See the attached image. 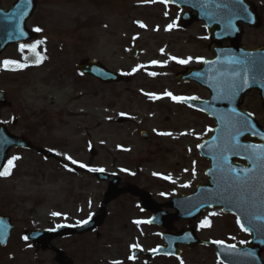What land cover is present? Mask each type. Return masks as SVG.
<instances>
[{"label": "rangeland", "instance_id": "obj_1", "mask_svg": "<svg viewBox=\"0 0 264 264\" xmlns=\"http://www.w3.org/2000/svg\"><path fill=\"white\" fill-rule=\"evenodd\" d=\"M14 1L4 0L3 7ZM168 6L164 0L41 1L28 25L33 31L42 29L36 32L38 40L27 44L37 45L35 54L27 46L23 52L16 46L3 54L1 63L12 60L27 67L3 65L0 70V89L13 105L0 113V122L13 134L53 154L54 160L42 157L38 149L10 152L9 160L19 159L11 174L0 178V215L10 216L15 230L9 246L0 247V264H57L53 252H35L25 232L76 225L94 210L97 203L92 201L98 199L103 187L86 176L83 171L87 167L79 164L137 171L142 183L153 186L180 181L193 187L205 178L207 163L201 161L197 147L211 134L214 123L178 108L167 93L179 96L187 91L177 85L175 74L206 59L210 42L201 25L179 29L180 12ZM257 6L262 13L264 3ZM243 41L249 46L264 45V27L247 33ZM37 54L43 59L38 60ZM189 58L186 64L177 63ZM86 59L121 73L128 83L110 87L81 77L77 67ZM153 72L155 76L150 75ZM190 90L205 95L199 87ZM245 105L264 129V109L258 98L252 96ZM121 117L128 123L115 122ZM13 118L18 119L15 127L10 124ZM141 131L149 134L148 141L140 138ZM209 215L213 227L199 230L202 239L239 247L246 244L241 241L250 240V235L229 227L220 211ZM159 233L160 229L144 224L136 228L111 226L100 241L84 236L79 242L68 237L53 243L73 264H221L213 249L202 247L185 251L177 261H132V246L155 248L161 243Z\"/></svg>", "mask_w": 264, "mask_h": 264}, {"label": "water", "instance_id": "obj_2", "mask_svg": "<svg viewBox=\"0 0 264 264\" xmlns=\"http://www.w3.org/2000/svg\"><path fill=\"white\" fill-rule=\"evenodd\" d=\"M169 1L171 4H177L182 8L191 7L192 11L197 14L196 17H193L192 12L184 13L179 19L182 28H187L193 21H204L208 32H210L213 42L210 46V51L214 54L215 59L211 62L203 63L204 65L200 70L188 71L181 75L180 79L196 81L210 90L212 96L210 101L187 100L185 103L191 108L206 112L216 120V127L212 136L204 141L203 147H199L202 158L210 161V166L207 170L210 184L206 187H198L194 195L174 200L169 206L177 208L178 213L175 219H196L202 211L214 207H222L223 212H230L236 215L245 224V227L249 228V233L253 234L251 245L254 246L252 248H236V251L233 252L220 244H214L217 248L218 258L224 264H264L261 256L264 252V167L259 162L254 164L248 158L251 150L245 152L240 149L239 154L228 153V165L234 168L236 173L242 178L245 175L249 178L246 185L230 180L229 183H231L232 187L229 188L228 183L225 182V173L221 171V162L217 159L221 145L229 138V133L231 132L232 135H235L236 129L232 125L239 116H247L249 124L253 126L243 130V135L239 136L240 143L243 144V140L250 136L260 139L263 142L262 146H264V138H262L264 137V131L258 126L252 116L240 109V105L247 94L255 89L260 91L262 105H264V75L260 73L259 68L253 69V71L248 73L249 86L242 88L235 96L229 94V83L232 78V68L234 67V65L229 63L230 60L233 58L243 59L251 55L258 62H264V54L262 53L264 50L248 51L241 46L240 41L243 33L240 24L243 22L252 27L253 22L257 21L256 10L248 3L238 5L234 3L235 0ZM218 4L235 6L237 9L246 8L247 12L236 18L224 7H217ZM35 10L36 4L33 0H31L30 4L27 0H18L9 11L1 8L0 0V56L9 46L25 43L36 38V35L26 28V23ZM252 14L255 16L253 17ZM229 21H231V26H229ZM21 31L25 35H20ZM224 42L229 43L227 48L222 46ZM78 70H80L81 74L95 77L102 83L122 81L118 73L111 72L94 59L84 60L78 66ZM8 105L6 95L0 91V110ZM13 124H16V120L13 121ZM141 138L147 140L148 135L142 132ZM13 148L32 149L25 139L12 136L3 125H0V171H3L4 165L8 160V154ZM45 156L51 157L48 153H45ZM237 158L246 160L248 167L236 165L234 159ZM94 176L99 181L109 183V190L105 194L106 204L120 194L119 182L115 176L104 172L94 173ZM135 193L140 195L138 192ZM141 194L143 193L141 192ZM143 195L141 205L145 209H149L150 200L145 194ZM103 218V214L91 217L88 223L83 224L78 229L61 226L55 231L35 230L28 232L27 238L35 244L36 250H53L57 254V262L59 264H67L65 254L59 249H54L49 242L59 236L88 233L90 230L99 227L104 221ZM171 222L173 220L161 217L157 213L150 224H156L161 228H169ZM13 229L14 227L9 217H0V246L6 247ZM162 239L165 241L166 247L158 249L159 251L146 253V256L168 255L179 257L181 251L177 248L178 244L186 245L191 249L202 244L192 231L182 232L177 235L165 234ZM243 253H252V255L247 256L243 255ZM133 256L137 259L138 253H134Z\"/></svg>", "mask_w": 264, "mask_h": 264}, {"label": "flooded vegetation", "instance_id": "obj_3", "mask_svg": "<svg viewBox=\"0 0 264 264\" xmlns=\"http://www.w3.org/2000/svg\"><path fill=\"white\" fill-rule=\"evenodd\" d=\"M41 1H45V0H38V4ZM247 1L250 2L251 4L253 3L257 8L258 24H257V28H253V29H250V28L244 26V28H243L244 34L242 36V41L244 40V37L247 35V33H249V32L253 33V32H256L258 30H263V27H264V9H263V12L261 13L258 6H257L258 4L264 3V0H247ZM168 7L173 9L175 12L176 11L182 12V11L189 10L188 7L184 8V9L180 8L178 6H173V5H169ZM31 21H29V23ZM177 24H178V22H177ZM202 24L203 23H201V25ZM183 31H185V30H183ZM244 42L245 41H243V43ZM245 45L251 50L258 49V48H264V45H256V44H254L253 46H249L247 44H245ZM207 53H208V50H207ZM211 57H212V55L208 56L207 59H211ZM186 69L187 68L179 69V71L176 72L175 76L177 74H179V72H182ZM11 70H12V68H11ZM176 82H177V85L181 84V87L188 88L186 92L180 93V95L177 97H196L197 99H200V100L208 99L210 97L209 93L205 90H203V94H205V95L202 97L200 95L194 94V92H190L191 87L195 88V89H196V87H199L193 82L184 83V82H178L177 80H176ZM127 83H128V79L124 78V80L122 82L110 84L108 86H110V87L125 86ZM101 85H103V84H101ZM259 95L260 94H258V91L249 94V96H247L245 98V101L242 104V108L246 111L247 107H246L245 103L252 96L257 97L258 100H260ZM176 104H177L178 108H183L191 114L194 113V114L204 116L207 119H211V118H208V116L204 113L201 114L194 109H189L184 104L180 105L177 101H176ZM127 123H128L127 119L125 118L123 124H127ZM30 143L33 144L32 141ZM33 147L34 148L32 151L38 149L36 146H34V144H33ZM37 151L39 154H42V152H43L40 149H38ZM238 162L246 165V163L241 161V160H239ZM89 168H91V166H87V169L84 170L83 172H84V174H86V176L88 175L91 179L94 180L95 178L91 174L92 171L88 170ZM100 169H104V172L111 173L112 175H114L116 177V179L119 182V190H121V192H120V194L115 196L112 200H110L109 203L106 204L105 194L109 190L108 182H97L95 179L96 183L100 184L103 187L101 189V192L98 194V199L96 201L95 200L92 201V203L96 202L97 204L94 206V208H93L94 210L90 213V215L88 217L78 220V223L76 224V226L81 225L82 222L87 221V219H89V217H91L93 215L103 214L104 215V219H103L104 221L100 224L99 228L94 229L85 235L77 236L76 237L77 239L74 240L75 242H79L82 239V237H84V236L88 237L87 239H89V240L94 239V240L100 241L102 233L105 231V229L110 228L111 226H115V227L131 226L132 227V225H133L135 228L137 226L140 227V225L142 226L143 224L148 223V221H152L155 218L157 213H159L161 215V217H165L166 219L174 220L176 217L175 215L178 212H177V208H175V207L172 208L171 206H169L171 204V202L174 201V199H180V198L190 196L194 193L195 188L197 186H206V184H207V178H206V179H203L202 181L196 183L193 187H191L190 184H183V182H180V181H174L171 183L163 182L160 184L157 183V184H154V186H153V185H149L146 183H142L141 182V175H139V173L137 171L127 172L124 170H116V169L111 168V167H103ZM143 180L146 181L145 177ZM132 189H133V191L131 192ZM135 192L140 193V195H138ZM141 192L144 193L150 200L151 204L149 205V207H150L149 209H145L144 207L141 206L142 196H144L143 194H141ZM151 200L153 203L151 202ZM211 211H214V210H207L206 212L202 213L201 216L196 221H189V220H186V221L178 220V221H176L175 223L170 225L171 232L176 234L179 231H185L186 229H192V230H194L195 234L199 236V230H208V229H212V227H213L212 226L213 219L209 215ZM224 216L227 218V223H228L229 227H234V228L239 227V225L236 222V218L232 214H226V215L224 214ZM204 219H206L208 221V228L201 229L204 227L195 226L197 224V222H199L200 220H204ZM137 221H143V223L137 224L136 223ZM62 239H65V238H62ZM208 240H214V239H208ZM161 244H158L155 247L160 246ZM182 248L186 249L184 247H182ZM73 263L74 262L70 258H68V264H73Z\"/></svg>", "mask_w": 264, "mask_h": 264}, {"label": "snow or ice", "instance_id": "obj_4", "mask_svg": "<svg viewBox=\"0 0 264 264\" xmlns=\"http://www.w3.org/2000/svg\"><path fill=\"white\" fill-rule=\"evenodd\" d=\"M27 2L30 4L31 0H27ZM164 2H167V0H164ZM235 3L238 5H243V0H235ZM217 7H224L227 9V11L233 15L236 18H239L244 13L247 12L246 8H239L237 9L235 6H230L227 4L224 5H217ZM229 26H231V21H229ZM141 27H144V25H141ZM171 25L169 26V29H171ZM35 32H41L42 29L35 28ZM20 35H25L23 31L20 32ZM26 45L21 44L20 45V51L23 52L25 50ZM28 50L33 52L35 54V49L37 45H29L27 46ZM38 56V54H37ZM42 57L38 56V60H42ZM175 59V58H173ZM189 60H177V63L180 64H186L190 61ZM5 68H8L10 65H15V69H22L24 67H27V64H20L19 62L12 61V60H5L2 62ZM157 63V62H153ZM230 64L234 65L232 68V78L229 83V94L232 96H235L242 88L249 86V78L248 73L253 71V69L259 68L260 73L264 75V62H258L255 58H253L251 55L243 58V59H237L233 58L229 61ZM12 69V70H15ZM138 69H135L134 71H137ZM128 73H126L127 75ZM150 75L155 76L156 73H150ZM169 97H171L172 100L177 102H186L187 100H195L196 97H177L173 96L171 93H167ZM153 99H159L157 96H152ZM250 115V114H249ZM233 128L236 129L235 135H232L231 132L229 133V138L224 141V143L221 145L220 153L217 157V159L221 162V171L225 173V182L228 183L229 188L232 187L231 183H229L230 180H234L237 183H240L242 185H246L249 181V178L247 175H245L243 178L236 173V170L232 168L230 165H228V153L233 154H239V150L243 149L245 152H248L251 150V153L249 154V159L253 161L254 164L260 163L262 167H264V146L262 145H247V144H241L239 141V136L243 135V130L252 128L253 126L249 124L248 117L247 116H239V118L235 121V123L232 125ZM211 131V130H210ZM160 135H169L171 136L172 133H159ZM184 135H187V133H184ZM264 138V137H262ZM200 147H203V145H200ZM59 154V153H58ZM19 159V157H13L11 160L7 162V167L4 169V171H0V176H8L11 174V169L14 167V161ZM67 159L71 160V157H67ZM73 164H76L77 161L72 160ZM79 167L85 168L87 167L84 164H79ZM89 171L92 172H103L104 169H98V168H89ZM247 171V170H245ZM156 175V174H154ZM164 179L171 180V177H164ZM174 182V181H173ZM53 215H58V213H53ZM212 215H215V213H212ZM259 219V217H258ZM149 223L151 221H148ZM84 224L88 223V221L82 222ZM137 224L143 223V221H137ZM237 223L240 225L241 230L245 232H249V228L245 227V224L242 223L239 219L237 220ZM208 221L205 220L202 223V227L207 225ZM27 239V237H25ZM214 243L220 244L221 246H224L233 252L236 251V245L230 244V245H224L223 241H214ZM241 243H247L246 241H241ZM133 248L138 247L137 245H133ZM155 251H159L156 249ZM243 255L251 256L252 253H243ZM131 259H135V257H130ZM113 264H122L120 261H114ZM183 264V262H181ZM223 264V262H221Z\"/></svg>", "mask_w": 264, "mask_h": 264}]
</instances>
